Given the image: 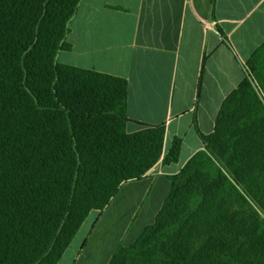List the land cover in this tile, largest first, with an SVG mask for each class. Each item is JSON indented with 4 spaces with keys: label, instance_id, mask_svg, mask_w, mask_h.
I'll return each mask as SVG.
<instances>
[{
    "label": "trees",
    "instance_id": "16d2710c",
    "mask_svg": "<svg viewBox=\"0 0 264 264\" xmlns=\"http://www.w3.org/2000/svg\"><path fill=\"white\" fill-rule=\"evenodd\" d=\"M82 0H0V264H57L92 211L160 160L165 127L128 134L124 79L60 65ZM223 102L154 222L108 264H264V64Z\"/></svg>",
    "mask_w": 264,
    "mask_h": 264
},
{
    "label": "crops",
    "instance_id": "0c3cea01",
    "mask_svg": "<svg viewBox=\"0 0 264 264\" xmlns=\"http://www.w3.org/2000/svg\"><path fill=\"white\" fill-rule=\"evenodd\" d=\"M60 65L124 79L126 133L164 125L162 157L181 140L178 162L161 160L122 184L86 217L57 264H108L151 225L176 176L210 135L225 99L264 64V0H82L68 23Z\"/></svg>",
    "mask_w": 264,
    "mask_h": 264
},
{
    "label": "rangeland",
    "instance_id": "374dc122",
    "mask_svg": "<svg viewBox=\"0 0 264 264\" xmlns=\"http://www.w3.org/2000/svg\"><path fill=\"white\" fill-rule=\"evenodd\" d=\"M249 83H250L253 91L257 95L258 99L260 100V102L264 106V93H263V90H262L263 89L262 85H260L258 80H256V78L253 77V76H250Z\"/></svg>",
    "mask_w": 264,
    "mask_h": 264
}]
</instances>
